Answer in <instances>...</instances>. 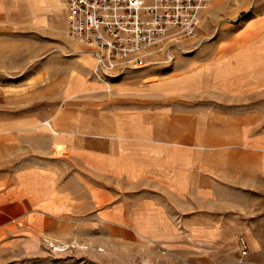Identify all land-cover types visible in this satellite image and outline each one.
I'll return each instance as SVG.
<instances>
[{"label": "rangeland", "instance_id": "rangeland-1", "mask_svg": "<svg viewBox=\"0 0 264 264\" xmlns=\"http://www.w3.org/2000/svg\"><path fill=\"white\" fill-rule=\"evenodd\" d=\"M4 6L0 264H264V181L251 188L238 182L214 185L215 207L197 214L208 225L156 226L167 214L146 210L140 201L131 203L128 183L107 174L96 157L89 160L82 150L55 146L52 130L73 124L75 133L89 131L101 107L114 100L115 87L93 78L103 83L101 91L70 94L61 80L51 90L50 77L65 68L67 58H74L77 85L90 79L77 62L80 51L66 50L73 42L81 46L77 49L88 47L68 35L62 16L56 21L58 36L45 32L49 23L30 18L22 19L26 33L18 34L19 21L6 19ZM137 71H143L144 85L167 76H196L201 87L186 99L192 108L201 104L204 111L227 115L251 111L264 124V0H211L193 37L167 51L153 50L145 66L123 77ZM132 218L142 225H123ZM199 234L212 237L193 241Z\"/></svg>", "mask_w": 264, "mask_h": 264}, {"label": "crops", "instance_id": "crops-1", "mask_svg": "<svg viewBox=\"0 0 264 264\" xmlns=\"http://www.w3.org/2000/svg\"><path fill=\"white\" fill-rule=\"evenodd\" d=\"M4 4L6 19L19 21L18 34L26 33L25 27H21L22 19L26 18L35 19L36 24L49 23L51 26L45 32L51 35L60 34L56 24L60 16L67 28L68 13L58 0H0V17ZM78 47L81 46L73 42L67 44L66 50L72 54L80 51L75 58L91 80L77 85L74 58H67L65 68L60 71L57 68L51 75V90L58 89L61 80L67 81L70 94L75 90L101 91L103 83H96L95 78L113 84L116 96L101 107L98 120L90 121L89 131L75 133L73 124L69 126L71 130H52L56 135L55 146L82 150L89 160L96 157L107 174L112 172L116 181L128 183L125 186L130 189L131 203L140 201L146 203V210L167 214L162 215L163 220L156 214V219L163 222L155 221L154 225H208L210 222H203L206 220L198 221L197 214L215 207L214 185L221 182L235 186L238 182L251 188L264 181V124L254 112L227 115L212 109L204 111L201 104L195 103L192 108L186 99L190 92L196 95L195 90L201 87L196 76H167L146 85L142 83L143 71L107 79L100 73L90 50ZM55 82L57 87L53 86ZM139 194L153 198L138 199ZM135 209L145 208L130 207ZM131 221L123 225H142L140 219ZM211 235L199 234L193 241H201L202 237L211 239Z\"/></svg>", "mask_w": 264, "mask_h": 264}, {"label": "built area", "instance_id": "built-area-1", "mask_svg": "<svg viewBox=\"0 0 264 264\" xmlns=\"http://www.w3.org/2000/svg\"><path fill=\"white\" fill-rule=\"evenodd\" d=\"M58 1L68 13V35L88 47L106 78L115 79L145 66L153 50L193 37L211 0Z\"/></svg>", "mask_w": 264, "mask_h": 264}]
</instances>
